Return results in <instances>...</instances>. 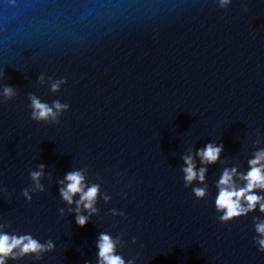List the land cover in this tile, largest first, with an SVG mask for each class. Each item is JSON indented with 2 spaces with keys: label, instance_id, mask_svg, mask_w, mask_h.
I'll return each instance as SVG.
<instances>
[{
  "label": "water",
  "instance_id": "1",
  "mask_svg": "<svg viewBox=\"0 0 264 264\" xmlns=\"http://www.w3.org/2000/svg\"><path fill=\"white\" fill-rule=\"evenodd\" d=\"M261 151L264 0H0V234L40 245L5 264H101L102 233L123 264H264V199L216 206ZM71 171L90 208L62 197Z\"/></svg>",
  "mask_w": 264,
  "mask_h": 264
},
{
  "label": "clouds",
  "instance_id": "2",
  "mask_svg": "<svg viewBox=\"0 0 264 264\" xmlns=\"http://www.w3.org/2000/svg\"><path fill=\"white\" fill-rule=\"evenodd\" d=\"M35 106L41 111L39 112L40 117L46 115L44 105L39 102H34ZM223 150L222 145H213L208 143L202 149H197L196 155L199 156L201 164H211L215 163L219 159V155ZM187 167L184 168L186 173L185 179L191 181L194 178H198L201 182L204 180V173L207 171L205 167H201L198 170L195 167V163L191 156L184 157ZM264 151L256 154L253 159L248 161L251 166L247 173H237L235 168L231 170L225 169L217 182L219 187V192L216 197V206L218 209H224V215L222 219H228L236 215H240L248 210L255 207L256 202L264 199L253 192L254 188L264 189ZM233 174L239 175L241 179L246 181L243 187H236L233 183ZM33 175H38V173H33ZM65 179L69 181L66 188H62L61 195L69 203H72V196L75 193H81L80 200L76 203L79 205L83 201H87L84 204L85 208H90L94 202V198L98 192V186L93 185L83 191L84 185L82 184L83 176L80 171H71L65 174ZM195 192L199 196L204 195V189H195ZM241 198L247 201V208L241 204ZM260 208L264 211V203H261ZM76 222L83 226L87 222V218L83 215H78ZM258 231L264 232V224L258 226ZM101 243L99 244L100 252L99 256L102 257V262H107V264H123L122 259L119 256L112 255L113 244L110 241V237L107 234H101ZM10 238L7 234H0V264H5L4 257L7 256L12 248L17 245H21L23 241L27 240V243H23L21 248L22 252H27L29 250L35 251L40 245L31 239L29 236H21L19 238L13 236ZM264 245V240L261 241Z\"/></svg>",
  "mask_w": 264,
  "mask_h": 264
}]
</instances>
